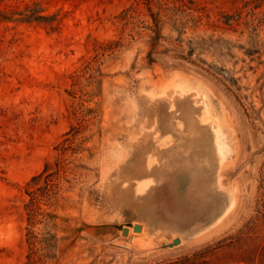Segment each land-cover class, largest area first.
<instances>
[{
    "label": "rangeland",
    "instance_id": "obj_1",
    "mask_svg": "<svg viewBox=\"0 0 264 264\" xmlns=\"http://www.w3.org/2000/svg\"><path fill=\"white\" fill-rule=\"evenodd\" d=\"M0 264H264V0H0Z\"/></svg>",
    "mask_w": 264,
    "mask_h": 264
},
{
    "label": "water",
    "instance_id": "obj_2",
    "mask_svg": "<svg viewBox=\"0 0 264 264\" xmlns=\"http://www.w3.org/2000/svg\"><path fill=\"white\" fill-rule=\"evenodd\" d=\"M132 229L134 230V231H139L140 229H141V225L140 224H133L132 225ZM128 226H126V227H122V234L123 235H126L127 233H128ZM180 242V239L179 238H175V239H173V241H172V243H169L168 244V246H173V245H175V244H178Z\"/></svg>",
    "mask_w": 264,
    "mask_h": 264
},
{
    "label": "trees",
    "instance_id": "obj_3",
    "mask_svg": "<svg viewBox=\"0 0 264 264\" xmlns=\"http://www.w3.org/2000/svg\"><path fill=\"white\" fill-rule=\"evenodd\" d=\"M27 18H28V20H31L32 19V17H30V16H28ZM41 18H43V16H41V15H37V17H36V19H41ZM152 30L155 33L154 38H153V39H155L159 35V32H158V30L156 28L155 29H152ZM149 56H150V52L148 53V58H150Z\"/></svg>",
    "mask_w": 264,
    "mask_h": 264
}]
</instances>
